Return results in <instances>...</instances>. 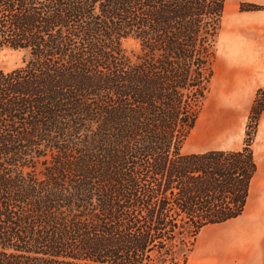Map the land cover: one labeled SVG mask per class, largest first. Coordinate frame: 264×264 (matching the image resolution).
Here are the masks:
<instances>
[{
	"label": "trees",
	"instance_id": "16d2710c",
	"mask_svg": "<svg viewBox=\"0 0 264 264\" xmlns=\"http://www.w3.org/2000/svg\"><path fill=\"white\" fill-rule=\"evenodd\" d=\"M226 3L0 0V51L25 52L0 70V264H186L204 227L243 214L251 136L182 153ZM263 112L264 88L252 129Z\"/></svg>",
	"mask_w": 264,
	"mask_h": 264
},
{
	"label": "crops",
	"instance_id": "0c3cea01",
	"mask_svg": "<svg viewBox=\"0 0 264 264\" xmlns=\"http://www.w3.org/2000/svg\"><path fill=\"white\" fill-rule=\"evenodd\" d=\"M250 13L260 16L262 25L256 27L249 14L239 17L229 38V51L217 64L220 65L218 79L221 86L220 97L216 96V101H223L229 110L241 114V131L246 114L249 112V117L251 115L257 92L264 88V11ZM240 100L244 102L240 103ZM216 131L206 137L215 139L226 132L232 140L237 139L225 127ZM206 132L202 131L200 138ZM253 153L257 171L251 181L243 214L236 219L204 227L186 264H264V112L255 130Z\"/></svg>",
	"mask_w": 264,
	"mask_h": 264
},
{
	"label": "rangeland",
	"instance_id": "374dc122",
	"mask_svg": "<svg viewBox=\"0 0 264 264\" xmlns=\"http://www.w3.org/2000/svg\"><path fill=\"white\" fill-rule=\"evenodd\" d=\"M241 5H245L244 6L245 9L246 7H248V5H257V6L264 8V0H227L226 11H225V16L223 20V27L218 37L217 47H216L217 54H216L215 67H216L217 78L216 79L214 78L211 83L210 93L207 96V99H206L207 102L205 101L206 105L204 104L205 107H203V110L200 116L203 115L204 110H206L207 106L210 105V103L213 100H216L215 98L216 96L220 97V95L218 94L220 91V86H221L220 80L218 79V77L220 76V72H219L220 65L217 66V64L219 63V61L224 59V57L226 56V53L229 51V46H228L230 43L229 38L234 33V25L237 19L239 17L249 14V16H252V22L255 23L256 27H258L259 25H262L263 23V20L261 19L260 16H257L254 13H250V12H259V11L242 12ZM125 46L129 51L132 48H134L133 42H126ZM24 57H25V52L23 51H16L11 48H5L1 50L0 51V70L9 72V71L15 70L23 66ZM239 102L243 103L244 101L240 100ZM238 116H239L240 136L238 134L236 140H232L230 137V134L226 132L221 133V135L215 139L211 137L203 138V136H201L200 138V135L206 125L205 121L202 120V116H201L198 122V125L196 126V129L192 131L188 140L185 142L182 148V153L191 154V153L205 152L209 150H225V151L241 150L242 148L245 147V140H247L248 138L247 134L251 136L254 142L255 129H252L253 125L250 124L251 121L249 117V112L246 114L242 131H241L242 129L241 126H242L243 117L241 116V114H238ZM248 117H249V120H247ZM214 125H217V124H214ZM201 139L204 141H202ZM252 149H253V143H252Z\"/></svg>",
	"mask_w": 264,
	"mask_h": 264
},
{
	"label": "bare ground",
	"instance_id": "6f19581e",
	"mask_svg": "<svg viewBox=\"0 0 264 264\" xmlns=\"http://www.w3.org/2000/svg\"><path fill=\"white\" fill-rule=\"evenodd\" d=\"M202 120L206 123L204 130L207 131L202 135L203 138H206L208 134L217 132L216 130L220 127L227 128L234 138L239 134V116L229 110V108L223 104V101L213 100L210 105L207 106L206 110H204Z\"/></svg>",
	"mask_w": 264,
	"mask_h": 264
}]
</instances>
